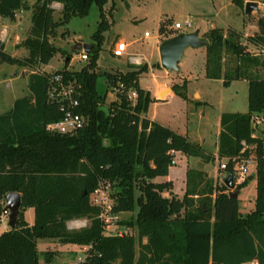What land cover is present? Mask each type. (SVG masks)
<instances>
[{"label": "trees", "instance_id": "trees-1", "mask_svg": "<svg viewBox=\"0 0 264 264\" xmlns=\"http://www.w3.org/2000/svg\"><path fill=\"white\" fill-rule=\"evenodd\" d=\"M109 1L36 0L32 27L21 42L27 54L20 57L8 52L0 39V64L28 66L33 71L30 95L16 99L10 110L0 114V197L9 192L21 194L17 226L0 233V264H41L42 260L53 264L56 254L40 252L41 240L88 247L82 264H264V137L253 136L252 127L253 116L264 114V77L258 73L264 68V58L243 42L246 37L262 53L264 15L257 21L259 32L253 35L245 36L233 27H214L203 35L206 76L221 79L225 86L234 80L249 83L248 111L221 115L218 154L219 159L248 156L249 145H256L255 208L243 215L239 194L230 196L226 185H215L203 170L188 168L182 198L162 194L165 190L172 193L173 183L154 179L169 174L173 150L213 161L215 155L147 116L153 97L139 82L146 64L126 72L97 71L104 32L110 27L105 12ZM233 1L245 7L244 0ZM54 2L63 4L64 22L87 15L94 3L101 20L84 66L70 70L66 65L47 73L40 71L41 66L58 52L49 37L59 24L53 18ZM23 8H30L28 0H0V17L14 19ZM165 30L162 24L161 33ZM56 74L75 85L79 105L73 110L86 119L73 135L47 129L48 123L65 114L62 103L49 98ZM102 76L106 93L100 90ZM109 88L119 90L104 108ZM132 91L137 93L135 99L129 97ZM179 93L187 98L185 92ZM244 142L248 148L242 152ZM232 171L230 160L226 172ZM101 181L116 188L115 212L139 206L136 217L124 221L137 229V238L104 235L100 208L90 200ZM247 182L237 186L238 193ZM29 208L34 209L32 224L25 217ZM5 211L0 203V218ZM79 218L91 223L69 229L68 222Z\"/></svg>", "mask_w": 264, "mask_h": 264}, {"label": "rangeland", "instance_id": "rangeland-1", "mask_svg": "<svg viewBox=\"0 0 264 264\" xmlns=\"http://www.w3.org/2000/svg\"><path fill=\"white\" fill-rule=\"evenodd\" d=\"M35 3L36 0H28L30 8L18 10L14 19L0 17V39L4 42L5 49L20 57L26 55V49L21 46V42L28 36L32 27V12ZM52 7L54 8V21L59 24L49 37L53 45L58 48V52L48 64L41 66L40 71L52 73L66 65L70 70L81 68L87 60L80 59L83 48H78V46L79 44L92 43V35L97 30L101 20L99 6L94 3L87 15L73 16L68 22H64L62 3L54 2ZM105 12L110 27L104 32L105 38L97 62V71L100 73L104 71L126 72L146 64L148 68L140 75L139 82L145 89L153 91V101L147 114L179 134L188 133L189 139L193 142L203 144L202 141H205V150L209 154L215 155V160L191 157L188 167L205 171L207 178H210L215 185H225L224 179L227 173L221 164L227 162L229 157L218 158L220 134L218 136L216 133H218L221 115L224 112L245 113L248 111L249 83L246 80H234L231 85L225 86L221 79L208 78L205 70L207 53L205 45L198 48H187L179 62L180 70L167 71L160 64L159 45L177 31H194L193 28L187 26L180 30L173 28L175 22L185 23L187 20L192 21L194 28L200 26L205 31H209L214 26L227 30L230 25L236 30L242 31L245 36L253 35L260 30L259 26L258 28L248 27L249 23L253 24L258 21L253 16L255 11L251 16H248L245 14V7H241L233 0H110L105 6ZM262 12L261 15H264V9ZM162 24L166 26L163 33L160 31ZM146 32L148 35H145ZM203 35L201 32L202 40L204 39ZM121 41L127 43V49L115 54L113 51L118 42ZM243 42L252 52L264 58V54L249 43L246 37L243 38ZM132 56L140 57L142 61L133 63L131 62ZM67 58H69L68 62ZM25 68L17 64H0V93L5 85L3 80L8 81L15 77H18L19 80L30 75L32 69L27 67L26 72H24L23 69ZM258 73L260 77H264V68H260ZM177 88L180 92H185L187 98L180 94ZM105 89H107V84L105 77L102 76L100 78V90L106 93ZM157 92L158 97L153 96ZM196 92L201 97L196 95ZM115 99L116 91L109 88L103 107L107 108L108 104ZM2 101L0 113L9 109L11 97L3 98L0 96V103ZM261 116L264 118V114ZM252 127L253 136L264 137V120L260 124L252 123ZM249 147L250 156L256 157V145L251 144ZM241 155H237L235 158L240 159ZM172 156L173 162H177V165L173 166L171 174L175 192L172 190L171 193V191L165 190L162 194L166 197H171L174 194L182 198L184 189H186L185 166H187V160L180 151L177 153L173 150ZM256 163L253 162L249 169V176H253V179L249 180L248 176L246 178L248 179L247 184L239 189L240 209L243 215L255 208ZM241 183L236 181L233 190L236 191L237 186ZM229 191L228 188L227 192ZM140 193V190L137 189L135 191L136 197ZM115 194L116 188L111 183L110 199L114 203ZM90 200L94 203L92 195ZM0 203L6 207V197H0ZM199 205L200 203L196 202L195 207ZM138 210L139 206L136 205L134 211L114 213L115 218L112 219L109 226L103 225L104 235L134 236L137 238V229L124 224V221L136 217ZM74 222L83 224L74 227ZM90 223L91 220L88 218L73 219L68 222V228L80 229ZM9 229L11 227L9 226L8 211H5L0 218V233ZM56 244L60 245L59 243ZM48 245L51 248L46 250ZM79 247L82 249L75 250L77 253H70V257L66 256L65 258L60 256L61 253L56 250L55 243L42 242L39 249L40 252L46 250V252L55 253L54 263L56 264H82L79 259H85L88 249ZM138 251L139 247H137V256L139 255ZM41 264H45L43 260Z\"/></svg>", "mask_w": 264, "mask_h": 264}, {"label": "built area", "instance_id": "built-area-1", "mask_svg": "<svg viewBox=\"0 0 264 264\" xmlns=\"http://www.w3.org/2000/svg\"><path fill=\"white\" fill-rule=\"evenodd\" d=\"M185 26L189 28H193V23L191 20H187L185 23L175 22L173 28L176 30L183 29ZM145 35H148L146 32ZM127 49V43L124 41L118 42L116 48L114 49L115 54H119V52H123ZM262 53L264 54V49H262ZM88 52L83 50L80 54L81 60H88ZM142 59L137 56L131 57V62L133 63H140ZM52 87L49 91V98L52 101H59L62 104V108L65 109V114L58 120L52 121L47 124V129L51 132H58L63 134H76L81 128L84 127L86 119L83 114L77 113L73 110L74 107L79 105V99L76 97V89L75 85L71 82H66L62 74H56L51 79ZM123 86V85H121ZM118 88H115V91H118ZM137 93L135 91L130 92L129 97L135 98ZM68 102V104L65 103ZM264 118L261 115L253 116L252 123L253 124H260L262 123ZM244 152L248 146L244 142ZM251 153L247 156L242 154L240 159L235 157L229 158L227 162H223L221 164L223 170L226 172V168L228 162L231 160L233 162V171L236 175V181L241 183L245 181V179L249 176V169L253 162H256V157L250 156ZM227 173V172H226ZM110 187L111 183L108 181H101L99 186L94 190L91 194L93 197V204L100 208L99 217L103 222V225L107 224L109 226L112 219L115 217L113 216L114 213V202L110 199ZM83 223L74 222V227L81 226ZM80 261L83 262L82 259ZM245 264H257V263H245Z\"/></svg>", "mask_w": 264, "mask_h": 264}, {"label": "water", "instance_id": "water-1", "mask_svg": "<svg viewBox=\"0 0 264 264\" xmlns=\"http://www.w3.org/2000/svg\"><path fill=\"white\" fill-rule=\"evenodd\" d=\"M259 9V3L257 1H247L245 4V14L251 16L254 11ZM205 42L201 39L200 30L196 29L192 32H181L178 35L165 39L159 45L160 64L167 70H179V62L183 56L184 51L189 48H197L204 46ZM78 48H83L86 52H90L92 44H79ZM69 58H67V62ZM253 176H249V180H252ZM236 182V175L234 173H227L224 179L225 185L230 189L229 195L232 197L238 196V190L234 191ZM6 211H8L9 226L15 228L17 226L20 206H21V194L19 192H9L6 195Z\"/></svg>", "mask_w": 264, "mask_h": 264}, {"label": "crops", "instance_id": "crops-1", "mask_svg": "<svg viewBox=\"0 0 264 264\" xmlns=\"http://www.w3.org/2000/svg\"><path fill=\"white\" fill-rule=\"evenodd\" d=\"M245 1V4H246V2L247 1H257L258 3H259V9L257 10V11H255V13H254V17L256 18V21H257V19H259V16L263 13L262 12V10L264 9V0H244ZM258 23L257 22H254L253 24L252 23H249L248 24V27H253V28H258V25H257ZM214 27H217V26H214ZM214 27H212V28H214ZM228 27H232V26H228ZM247 27V28H248ZM193 29H194V31L196 30V29H199L200 30V35H201V32L204 34V33H206L207 31H205V30H202V28L200 27V26H197V27H193ZM257 30V29H256ZM193 48V47H192ZM198 48V47H197ZM26 51V54H27V50H25ZM15 55V54H14ZM21 66V65H20ZM23 67H26L25 69H23V71L24 72H26V70H27V67L28 66H23ZM44 69V68H43ZM45 70V69H44ZM179 70H180V68H179ZM33 71H31V73H32ZM30 73V74H31ZM29 77H30V75H26L25 77H22V79H19V80H21V81H19L18 80V77H15L14 79H10V80H3V83H5V85L3 86L4 88H3V90L1 91V93H0V96L1 97H11V102H10V105H9V109H5L2 113H4V112H6V111H8V110H10L12 107H13V105H14V102H15V100L16 99H18V98H20V97H24V96H28V95H30V90H29ZM223 82V81H222ZM150 91H151V89H149ZM170 90V89H169ZM151 93H153V91H151ZM168 93H171V91H168ZM199 95V97H201V95L198 93V92H196V95ZM153 96H156V97H158V92H157V94H153ZM3 104V101L0 103V105H2ZM1 114V113H0ZM147 116L149 117V118H151V119H153V120H155L154 118H152V117H150L148 114H147ZM220 130H221V125H220V127H219V130H218V133H216V134H218V136H219V134H220ZM184 135V134H183ZM185 135L186 136H188V138H189V135H188V133H185ZM216 136V135H215ZM216 138V137H215ZM203 142V144H201V143H199V144H201L203 147H205V141H202ZM177 153L179 152V151H176ZM183 154V153H182ZM184 156L186 157V160H187V166H185V170H186V174H187V170H188V163H189V158L191 159V157H189V156H187V155H185L184 154ZM174 164H172L171 166H170V169H169V174L168 175H166V176H158V177H156L154 180L155 181H158V182H164V181H171L172 183H173V180H172V178H171V174H172V170H173V166H175V165H177V162L175 161V162H173ZM186 181H187V177H186V175H185V186H186ZM256 185H257V181H256ZM173 190V192H175L174 191V189H172ZM185 191H186V189H184ZM185 191H184V194H185ZM184 196V195H183ZM25 217H26V220L29 222V223H33L34 222V209L33 208H29V209H27L26 211H25ZM42 242H49L50 244H52V243H55V245H56V250L57 251H59L61 254H60V256L61 257H66V256H68V257H70V253H77L75 250H77V249H82L81 247H79V246H77V245H58V244H56V243H58V242H56V241H54V240H41V241H39V243H38V250L40 251V249H39V246H40V244L42 243ZM145 243V242H144ZM65 247H67V249H65ZM49 248H51V246H47L46 247V250H48ZM84 249H88V247H84ZM46 250H42L41 252H46ZM83 251V250H82ZM72 256H74L73 254H72ZM71 256V257H72ZM57 258H58V256H57ZM72 259V258H71ZM80 260V259H79ZM72 261V260H71ZM249 263H252V262H249ZM253 263H257V264H259L257 261H254ZM53 264H56V263H53Z\"/></svg>", "mask_w": 264, "mask_h": 264}]
</instances>
